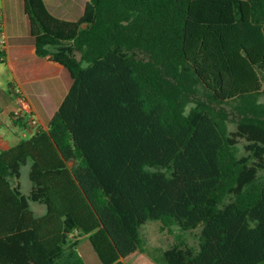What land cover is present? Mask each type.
Here are the masks:
<instances>
[{
  "label": "trees",
  "instance_id": "trees-1",
  "mask_svg": "<svg viewBox=\"0 0 264 264\" xmlns=\"http://www.w3.org/2000/svg\"><path fill=\"white\" fill-rule=\"evenodd\" d=\"M23 8L36 54L71 83L45 129L0 151V197L46 206L27 210L22 264H86L76 231L102 264H125L146 252L148 220L199 227L196 246L148 251L158 264H264V0H86L76 19Z\"/></svg>",
  "mask_w": 264,
  "mask_h": 264
},
{
  "label": "crops",
  "instance_id": "crops-1",
  "mask_svg": "<svg viewBox=\"0 0 264 264\" xmlns=\"http://www.w3.org/2000/svg\"><path fill=\"white\" fill-rule=\"evenodd\" d=\"M44 1L53 14L62 18H65L63 15L69 13L73 6L78 18L86 0L77 7L73 0ZM0 8L3 11L7 36L5 58L0 63V74H6L9 78L7 90H0V125L5 124L7 127L3 132L0 130L1 151L9 149L22 139L31 137L39 128L47 127L49 119L70 86L71 78L62 64L50 60L47 56L36 54L35 44L29 32V21L24 13L23 0H0ZM14 84L20 86L29 99L37 117V125L23 126L13 122L10 112L14 105L11 89ZM30 165L29 160L21 168L19 182L20 190L24 194H28L32 187L29 178ZM23 174L27 179L24 187L21 180ZM27 210H31L34 216H41L46 212V206L38 201L29 200L26 209L17 199L0 197V264H22L20 238L31 228ZM71 236L78 240L77 251L86 264H89L80 252V241L88 235L76 231ZM136 254L140 256V261L136 264H158L146 252L137 251L131 255ZM128 257L124 259L125 264H128ZM96 264L102 263L99 261Z\"/></svg>",
  "mask_w": 264,
  "mask_h": 264
},
{
  "label": "rangeland",
  "instance_id": "rangeland-1",
  "mask_svg": "<svg viewBox=\"0 0 264 264\" xmlns=\"http://www.w3.org/2000/svg\"><path fill=\"white\" fill-rule=\"evenodd\" d=\"M83 0H73L74 5L77 7L82 3ZM65 18L68 19H75L78 15H76V11L71 7L69 13L63 15ZM9 78L6 74H0V90L6 91L7 90V82ZM262 100L264 101V95L262 96ZM4 118V116H1ZM28 117H26V120ZM230 129L233 128V125L229 126ZM7 127L5 124L0 125L1 132L5 131ZM238 146V155L244 154L243 148V140H239ZM258 177L260 180H264V170L259 171ZM22 183L23 187L26 182L25 175H22ZM29 182V181H28ZM24 189V188H23ZM199 231V227L197 229H193L191 231H183L178 226H163L162 222L159 220H148L141 228V235L144 241V245L146 246V253L151 251L152 254L156 257L160 256L161 250L172 244L173 242L177 241L178 239H185L191 245H197L198 236L197 233ZM80 244V252L86 258L89 264H96L99 263V258L97 257L96 253L94 252L88 237L81 239ZM93 257V258H92ZM139 254L131 255L127 259L128 264H136L140 261Z\"/></svg>",
  "mask_w": 264,
  "mask_h": 264
},
{
  "label": "built area",
  "instance_id": "built-area-1",
  "mask_svg": "<svg viewBox=\"0 0 264 264\" xmlns=\"http://www.w3.org/2000/svg\"><path fill=\"white\" fill-rule=\"evenodd\" d=\"M7 45V36L4 29V17L3 11L0 8V49L5 51ZM12 95H13V108L11 109L10 116L12 120H18L23 118L24 122L27 125L34 126L37 125V117L34 113V109L21 89L20 86L14 84L12 86ZM26 117L28 119L26 120Z\"/></svg>",
  "mask_w": 264,
  "mask_h": 264
}]
</instances>
